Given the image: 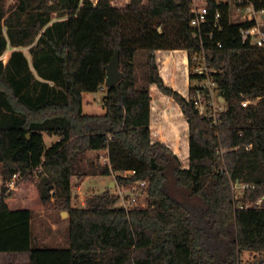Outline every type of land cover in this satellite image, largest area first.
<instances>
[{"label":"trees","instance_id":"obj_1","mask_svg":"<svg viewBox=\"0 0 264 264\" xmlns=\"http://www.w3.org/2000/svg\"><path fill=\"white\" fill-rule=\"evenodd\" d=\"M190 2L16 0L7 8L0 0V252H29V264H264V47L241 36L254 21L230 22L231 4L211 1L223 29H215L222 46L212 45L209 62L227 104L213 125L189 98L199 76L191 55L202 47ZM117 50L123 78L107 89L105 113L84 112L83 93L105 88ZM141 50L149 54L146 85ZM247 97L260 99L244 105ZM158 102L186 120L180 151L176 137L153 133ZM45 132L59 137L48 148ZM94 150L111 165L87 157ZM98 172L117 173L120 184L146 180L148 205L118 206L107 190L73 206V179ZM15 173L21 178L9 189ZM237 183L247 184L240 194ZM21 187L36 207L20 200ZM37 209L69 212L68 246L34 245Z\"/></svg>","mask_w":264,"mask_h":264},{"label":"rangeland","instance_id":"obj_2","mask_svg":"<svg viewBox=\"0 0 264 264\" xmlns=\"http://www.w3.org/2000/svg\"><path fill=\"white\" fill-rule=\"evenodd\" d=\"M16 0H7V8H9ZM97 1V0H94ZM114 3L118 6H123L128 3V0H113ZM233 11H236V8L232 7ZM53 20L58 19L59 16L57 13H53ZM233 21H236L235 16L232 17ZM21 49L28 56L29 60L32 61V53L29 50V47L23 46ZM12 50H8L4 53L3 59L6 62L11 54ZM136 66L138 68V76L140 78L141 84H148L147 73L150 68L149 65V54L147 51L141 50L138 52L136 57ZM174 74L172 75V82H174ZM196 78L192 79V84H196ZM107 86L104 89H99L98 91L93 92H84L83 93V105L84 112L91 114H102L105 113L106 107L104 98L107 94ZM155 111L159 114L160 120L157 121V131H160V138L165 139L167 137H176L178 140L185 139L184 128H181L178 123L186 121L180 114V109H176L171 102L160 106V102L156 103ZM174 116V117H173ZM46 147H50L55 141L58 140V135L44 133ZM107 152L104 150H94L88 153L87 157L91 159H100L101 163L104 164L106 159ZM117 173L104 174L102 172L93 173L86 177H75L73 179V191H72V204L73 206L85 207L87 206V199L90 196H93L98 193L109 190L114 196L118 199H121L122 196H126L131 189H127L126 184H120L117 181ZM114 183V186H111V183ZM2 183V176L0 174V184ZM244 187H247V184L237 183L235 189H237L238 194L242 192ZM122 192V193H121ZM20 200H23L25 204L36 207L39 203L38 199L28 198V190L25 187H21L18 190ZM139 204L142 206H147V195L141 196ZM138 205V204H137ZM136 204L134 206H137ZM133 206V207H134ZM63 211L67 210H45L37 209L34 212L33 218V231L35 235L34 245L37 247H65L69 245V212L64 214ZM66 218V219H63ZM51 221L56 222V232L51 231ZM60 228V229H59ZM244 262L249 263L254 259V253L244 252L243 254ZM26 262L25 258L20 256L17 259H12L6 256L0 258V264H24Z\"/></svg>","mask_w":264,"mask_h":264},{"label":"built area","instance_id":"obj_3","mask_svg":"<svg viewBox=\"0 0 264 264\" xmlns=\"http://www.w3.org/2000/svg\"><path fill=\"white\" fill-rule=\"evenodd\" d=\"M129 1V0H128ZM212 0H191L190 2V27L192 36L201 42V48L191 55L190 73L199 75L196 77V84H192L190 100L193 106L201 116L209 117L213 125H219L222 122V116L227 109L225 97L218 88V82L215 74L219 69L212 66L209 59L213 56L212 45L222 46L220 40L215 39V29L222 30L221 19L223 12L221 7L211 6ZM217 4L226 2L231 4L229 12L230 22H242L245 20L254 21L250 26L241 27L240 33L244 41H249L255 46L264 47V7L258 8L253 0H215ZM236 11H233V8ZM237 18L236 21L232 17ZM104 89V87H102ZM258 98L247 97L243 100L244 105L253 103ZM154 134H157L153 130ZM160 138V135H158ZM250 147V146H249ZM248 147V148H249ZM224 151V150H222ZM104 164L110 160L106 154ZM130 171H125L123 174H129ZM21 178L20 173H15L14 176L7 182L9 189H16ZM127 189H131L126 196L118 199L116 205L133 207L135 204L140 205L141 196L146 194L147 181L139 180L131 184H126ZM122 193V192H121ZM142 206V205H141Z\"/></svg>","mask_w":264,"mask_h":264},{"label":"water","instance_id":"obj_4","mask_svg":"<svg viewBox=\"0 0 264 264\" xmlns=\"http://www.w3.org/2000/svg\"><path fill=\"white\" fill-rule=\"evenodd\" d=\"M211 56L213 53L210 54ZM106 81L105 85L107 88H110L116 84H118L122 78H123V72L121 70V64H120V55L119 51L117 50L110 60V62L106 65ZM111 186H114V183H111ZM63 213L68 214V211H63Z\"/></svg>","mask_w":264,"mask_h":264},{"label":"crops","instance_id":"obj_5","mask_svg":"<svg viewBox=\"0 0 264 264\" xmlns=\"http://www.w3.org/2000/svg\"><path fill=\"white\" fill-rule=\"evenodd\" d=\"M13 49H14V47L12 46V45H8V48H7V50L5 51V52H7L8 50H12L13 51ZM4 52V53H5ZM12 53V52H11ZM4 55V54H3ZM3 55H2V57H3ZM10 56H11V54H10ZM10 58V57H9ZM4 60V59H3ZM9 60V59H8ZM8 60L5 62V63H7L8 62ZM102 89V88H101ZM83 107H84V105H83ZM156 124H158V123H153L152 124V127H153V130H155L156 132H158L157 131V125ZM184 131V130H183ZM160 134V131L156 134V135H159ZM59 139V138H58ZM161 139V138H160ZM177 148H178V151H180V149H181V146H180V140H178L177 139ZM90 152H92V151H90ZM89 152V153H90ZM63 219H66V218H63ZM69 220V219H68ZM51 224H52V227H51V231L53 232V233H55L56 232V229L58 228L57 226H56V222L55 221H51ZM66 247V246H65ZM58 248H60V247H58ZM2 256H6V257H9V258H12V259H17V258H19L20 256H22V257H24L25 258V260H26V262L24 263V264H29V252H0V258L2 257Z\"/></svg>","mask_w":264,"mask_h":264},{"label":"bare ground","instance_id":"obj_6","mask_svg":"<svg viewBox=\"0 0 264 264\" xmlns=\"http://www.w3.org/2000/svg\"><path fill=\"white\" fill-rule=\"evenodd\" d=\"M66 214V213H65ZM60 229V228H59Z\"/></svg>","mask_w":264,"mask_h":264}]
</instances>
